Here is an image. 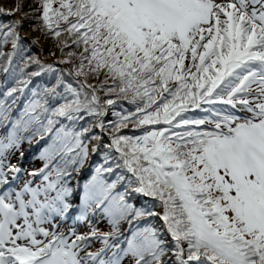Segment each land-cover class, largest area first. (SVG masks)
Masks as SVG:
<instances>
[{
    "label": "snow or ice",
    "instance_id": "snow-or-ice-1",
    "mask_svg": "<svg viewBox=\"0 0 264 264\" xmlns=\"http://www.w3.org/2000/svg\"><path fill=\"white\" fill-rule=\"evenodd\" d=\"M12 5L0 264H264V0Z\"/></svg>",
    "mask_w": 264,
    "mask_h": 264
},
{
    "label": "rangeland",
    "instance_id": "rangeland-1",
    "mask_svg": "<svg viewBox=\"0 0 264 264\" xmlns=\"http://www.w3.org/2000/svg\"><path fill=\"white\" fill-rule=\"evenodd\" d=\"M4 2L7 4L8 8H11L12 5V0H4ZM30 33L34 34L36 37H39L41 45L43 46V55H48V48L50 47V41L49 40H45V38L43 37V35L37 31H33L32 27L28 24L25 25V28L22 31V35L28 36L30 37ZM32 37V36H31ZM57 55V54H56ZM59 56V55H57ZM51 59H55L54 57Z\"/></svg>",
    "mask_w": 264,
    "mask_h": 264
},
{
    "label": "trees",
    "instance_id": "trees-1",
    "mask_svg": "<svg viewBox=\"0 0 264 264\" xmlns=\"http://www.w3.org/2000/svg\"><path fill=\"white\" fill-rule=\"evenodd\" d=\"M9 19H11V17H8V16H0V20H2L4 22H7ZM33 50L36 51L37 49L34 48ZM57 55H59V52H57ZM45 56H47V54Z\"/></svg>",
    "mask_w": 264,
    "mask_h": 264
},
{
    "label": "bare ground",
    "instance_id": "bare-ground-1",
    "mask_svg": "<svg viewBox=\"0 0 264 264\" xmlns=\"http://www.w3.org/2000/svg\"><path fill=\"white\" fill-rule=\"evenodd\" d=\"M29 35H30V37H31V36H32V37H36V36H35L34 34H32V33H30Z\"/></svg>",
    "mask_w": 264,
    "mask_h": 264
}]
</instances>
